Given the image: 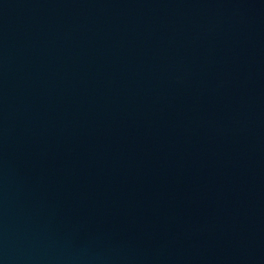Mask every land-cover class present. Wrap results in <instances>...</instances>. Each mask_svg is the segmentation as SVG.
<instances>
[{
	"label": "water",
	"instance_id": "95a60500",
	"mask_svg": "<svg viewBox=\"0 0 264 264\" xmlns=\"http://www.w3.org/2000/svg\"><path fill=\"white\" fill-rule=\"evenodd\" d=\"M0 264H264V0H0Z\"/></svg>",
	"mask_w": 264,
	"mask_h": 264
}]
</instances>
